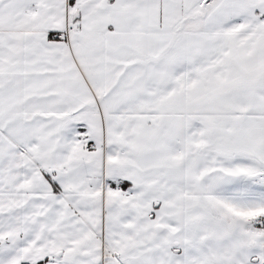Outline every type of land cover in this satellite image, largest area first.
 I'll use <instances>...</instances> for the list:
<instances>
[{
	"label": "snow or ice",
	"instance_id": "obj_1",
	"mask_svg": "<svg viewBox=\"0 0 264 264\" xmlns=\"http://www.w3.org/2000/svg\"><path fill=\"white\" fill-rule=\"evenodd\" d=\"M0 264H264V0H0Z\"/></svg>",
	"mask_w": 264,
	"mask_h": 264
}]
</instances>
